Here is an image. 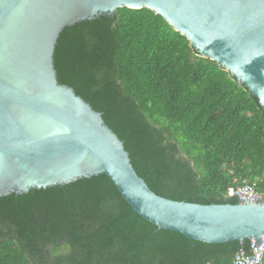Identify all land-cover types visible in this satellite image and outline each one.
I'll return each mask as SVG.
<instances>
[{"label": "trees", "instance_id": "obj_1", "mask_svg": "<svg viewBox=\"0 0 264 264\" xmlns=\"http://www.w3.org/2000/svg\"><path fill=\"white\" fill-rule=\"evenodd\" d=\"M58 82L102 114L159 196L237 204L264 194V109L228 72L148 9L63 30ZM250 241L208 244L159 230L106 175L0 197V264H234Z\"/></svg>", "mask_w": 264, "mask_h": 264}, {"label": "water", "instance_id": "obj_2", "mask_svg": "<svg viewBox=\"0 0 264 264\" xmlns=\"http://www.w3.org/2000/svg\"><path fill=\"white\" fill-rule=\"evenodd\" d=\"M124 8L162 16L264 109V0H0V197L106 175L159 230L214 245H261L264 198L203 205L159 196L102 114L58 82L63 30Z\"/></svg>", "mask_w": 264, "mask_h": 264}, {"label": "built area", "instance_id": "obj_3", "mask_svg": "<svg viewBox=\"0 0 264 264\" xmlns=\"http://www.w3.org/2000/svg\"><path fill=\"white\" fill-rule=\"evenodd\" d=\"M228 196L236 198L238 201L264 198V194H260L255 185L246 182L241 187L231 188ZM234 264H264V239L261 245L256 244L255 241H250L249 252L240 250L234 258Z\"/></svg>", "mask_w": 264, "mask_h": 264}]
</instances>
